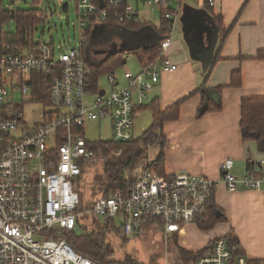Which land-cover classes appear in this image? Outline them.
Instances as JSON below:
<instances>
[{
  "label": "built area",
  "instance_id": "1",
  "mask_svg": "<svg viewBox=\"0 0 264 264\" xmlns=\"http://www.w3.org/2000/svg\"><path fill=\"white\" fill-rule=\"evenodd\" d=\"M136 1L172 21L169 33L158 43L157 59L162 61L161 73L175 71L176 65L165 59L164 53L171 45L182 0ZM206 2L213 7L214 0ZM102 3L101 7L98 1L76 0L79 46L67 51L58 47L57 52L53 44L35 42L30 35L21 43L4 41L0 19V264H98L78 254L64 237L76 231L78 219L85 215L112 221L125 236L152 230L170 238L181 236L185 227L195 225L207 210L214 184L184 173L160 177L154 171L156 160H148L150 153L145 169L126 189L97 197L85 210L78 209L77 179L92 164L105 161L102 152L120 155V150H111L106 142L135 140L132 129L138 109L160 75L154 61L136 74L126 69L120 89L91 91V70L82 54L87 42L86 18L99 15L106 20L110 11L117 23H123L135 12L128 0ZM33 74L51 78L50 104L29 126L19 111L7 105V98L18 89L32 102ZM106 79L111 89L118 84L113 75ZM14 81L18 83L15 88ZM106 120L111 123L110 139L100 141L105 146L96 151L84 137V125ZM232 168L231 159L221 166L222 182L229 192H264V160L260 173L250 172L242 179L233 175ZM199 253L191 264H248L245 256L233 253L223 237Z\"/></svg>",
  "mask_w": 264,
  "mask_h": 264
},
{
  "label": "crops",
  "instance_id": "2",
  "mask_svg": "<svg viewBox=\"0 0 264 264\" xmlns=\"http://www.w3.org/2000/svg\"><path fill=\"white\" fill-rule=\"evenodd\" d=\"M205 1L182 0L178 20L181 22L184 41L181 37L172 39L169 49L164 53V58L177 68L173 72L161 73L162 61L155 58L154 69L160 72L159 80L143 105L157 99L161 109L165 110L201 86L206 75V85L214 87L226 86L234 73L240 74L239 87L224 88L221 92L220 112L197 118L201 96L196 94L180 105L177 120L163 124L164 173L165 177L184 173L210 180L214 184V203L226 219L205 231L199 230L197 224L187 225L184 233L177 236L183 249L199 253L214 240L231 236L239 244L240 255L248 261L264 264V192L239 190L231 193L222 182L221 171L226 159L233 161L232 173L238 179L250 172L260 173L262 170L264 153L258 151L256 143L243 142L239 124L242 100L264 98V59L257 58L258 53L264 51V0H214L212 8L206 7ZM128 2L134 7L138 22L160 28L161 11H151L136 0ZM190 17L199 25L195 32L201 35L206 30L208 36L203 35L205 46L209 33L215 37L213 59L217 60L212 59L209 66L190 55L184 38V24L190 21ZM219 27L228 30L222 43ZM98 55L106 53L94 54ZM138 65L139 72V62ZM117 82L110 91L124 83L123 77ZM99 90L107 92L97 85L96 91ZM109 125L111 130L110 121ZM191 236L194 238L191 239Z\"/></svg>",
  "mask_w": 264,
  "mask_h": 264
},
{
  "label": "trees",
  "instance_id": "3",
  "mask_svg": "<svg viewBox=\"0 0 264 264\" xmlns=\"http://www.w3.org/2000/svg\"><path fill=\"white\" fill-rule=\"evenodd\" d=\"M96 3L97 0H91ZM205 6L208 7L205 1ZM106 9V8H104ZM45 12L38 9H27L17 11H0L1 22L12 19L15 24L13 34H4V41L21 43L26 35H30L33 29L42 22ZM162 20L159 29L144 22H138L136 13L132 17L123 22L117 23L112 17V13L108 12V18L102 20L99 15H92L86 18L87 28L85 35L87 42L82 47V54L86 64L91 70L89 77L91 91L97 92V81L100 76L113 74L117 69L125 66V58L130 55L136 58L137 62L142 66L151 63L157 58L159 51L158 43L169 33L172 21ZM115 29L118 36L122 38L123 45L121 48L108 51L103 59L94 61L90 59L88 45L93 35L100 28ZM216 31H217V27ZM185 41L190 49V55L196 60L204 61L206 66L211 65L213 59V51L215 37L209 33L207 46L204 45L203 35L207 34L204 30L201 35L196 31L194 35L184 30ZM221 43L227 37L228 30L218 28ZM119 36V37H120ZM208 36V34H207ZM214 38V39H213ZM195 51L199 52L196 54ZM98 53V52H96ZM258 59H264V51H260L257 55ZM216 61L217 58L213 59ZM201 86L189 93L186 98L162 110L157 99L147 105H141L139 112L150 110L152 113V122L143 134L133 141L126 143L106 142L111 150H120L119 156L105 154V161L101 164L102 171L95 175L94 178V195L97 197H108L109 194L118 189H126L137 174L145 169L149 150L152 146L158 148V154L155 157L157 166L155 172L160 177H165L164 173V153L165 138L161 133L162 126L165 122L175 121L178 119L180 105L196 94L201 96V104L197 109V118L203 117L209 113H217L222 110L221 92L224 88L239 87L241 79L239 73L232 75L231 81L226 86L210 87L206 85V79ZM51 78L49 75L43 76L33 74L32 83V102L49 106V84ZM240 133L243 142H254L258 151L264 153V98L244 99L241 102V119ZM89 147L97 151L103 149L105 143L88 142ZM101 153V154H102ZM251 170V166L248 165ZM139 171V172H138ZM253 171V170H252ZM83 177H79L76 181V190L79 187ZM97 219V218H96ZM94 220L91 228L85 227L78 222L76 231L65 233L64 237L72 248L80 255L97 262L98 264H122L116 259L115 244L111 241L114 238H124L121 229L116 228L112 221ZM225 216L221 215L219 209L214 203V190L211 191L207 202V210L204 215L196 219L199 230L205 231L211 229L215 224L225 221ZM97 221V223H96ZM143 233V232H142ZM140 234L134 235L139 236ZM173 245L177 250L178 257L187 264L192 263L200 253H193L183 249L179 245L177 236L171 237ZM230 249L235 255L240 254L239 244L236 239L231 236L227 237ZM211 245V243H210ZM248 264H257L254 261H248Z\"/></svg>",
  "mask_w": 264,
  "mask_h": 264
},
{
  "label": "rangeland",
  "instance_id": "4",
  "mask_svg": "<svg viewBox=\"0 0 264 264\" xmlns=\"http://www.w3.org/2000/svg\"><path fill=\"white\" fill-rule=\"evenodd\" d=\"M0 9L1 11L27 9L44 11V19L33 29L32 33H30V37H32L35 42L53 44L57 52L58 47L61 48L62 51H67L70 48L79 46L76 0H0ZM179 17L180 15L177 17L173 29L172 39L174 40L178 37H181L183 40V29L180 20H178ZM2 26L5 34L14 33V21L7 20L3 22ZM184 27L191 36L195 34V30L199 29V25L194 22L193 17H190V21H187V23L184 24ZM119 36L115 29L100 28L97 30L88 45L90 59L99 61L103 59L105 55L94 56L96 52H100L101 54L107 53L108 51L125 46L122 42L123 37ZM195 53L199 54L197 51H195ZM138 66L136 58L130 55L125 66L114 71L113 75L116 76L117 80H121L126 69H129V71L134 74L138 73ZM17 84L16 81L13 82L14 88ZM97 85L99 88L104 89L107 92L111 89L106 79V75L98 78ZM123 86L124 83H120L118 89ZM7 105L11 106L12 110L15 112L19 111L23 120L28 123L29 126H32V124L37 121L42 108L45 107L42 104H33L32 102H29L28 98L21 95L18 89L10 92L7 98ZM151 120L152 113L150 110L143 111V113L136 118L133 127L134 138H138L143 134L151 124ZM84 137L88 142L108 141L110 139L109 121L87 122L84 125ZM149 152L151 156L148 160H151L152 158L155 159L158 154V148L152 146ZM101 171V164L94 163L84 175H82L83 181L79 187V210H85L91 205L94 199L97 198V196L94 195L93 183L95 175L100 174ZM95 219L94 216L85 215L84 217L79 218L78 221L90 229L94 224ZM98 220L102 221L101 219ZM188 237L189 235L187 234L186 238ZM193 238L194 236H191V239ZM111 241L115 244L116 259L122 264H187L178 257L172 239L169 237L165 238L157 231L146 230L139 236H124V238L112 237Z\"/></svg>",
  "mask_w": 264,
  "mask_h": 264
},
{
  "label": "water",
  "instance_id": "5",
  "mask_svg": "<svg viewBox=\"0 0 264 264\" xmlns=\"http://www.w3.org/2000/svg\"><path fill=\"white\" fill-rule=\"evenodd\" d=\"M98 1V3L101 5V7L103 6V3H102V0H97ZM203 64H204V61L202 62ZM205 68H206V66H205Z\"/></svg>",
  "mask_w": 264,
  "mask_h": 264
}]
</instances>
